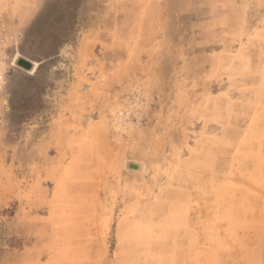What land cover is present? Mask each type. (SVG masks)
<instances>
[{"label": "rangeland", "instance_id": "rangeland-1", "mask_svg": "<svg viewBox=\"0 0 264 264\" xmlns=\"http://www.w3.org/2000/svg\"><path fill=\"white\" fill-rule=\"evenodd\" d=\"M0 37V264L197 261L257 203L264 0H0Z\"/></svg>", "mask_w": 264, "mask_h": 264}, {"label": "crops", "instance_id": "crops-1", "mask_svg": "<svg viewBox=\"0 0 264 264\" xmlns=\"http://www.w3.org/2000/svg\"><path fill=\"white\" fill-rule=\"evenodd\" d=\"M253 137L256 139H254L252 145L256 148V151L262 154L261 158H263L264 130L258 128V132ZM251 169H257L258 171H252L250 179L252 182L258 180L260 184L256 195L257 203L254 204V207L248 208L243 212L241 209L239 210L237 204H232V206L222 204V201L225 203L226 199H222L221 197L225 196H217L219 201V216L212 219L211 225L203 228L205 236L202 243L201 258L197 257L199 260L195 261V249H188L187 251L191 252L187 253L186 256L180 252L177 254L174 264H239L240 261L235 260V253H238L237 256L241 255L244 250L243 248H247L246 244L248 242L252 243L255 240L258 243V234L264 232V204H261L262 206L258 205V197L264 196V160L260 161V158H258L256 162H252ZM230 201L233 203L235 200ZM227 207L233 209L230 208L228 210ZM230 212H232L229 217L230 221L226 222L225 220ZM176 224L177 228L175 231L178 233L188 234L192 231V228L189 229L190 223L187 226V223L185 224V221H182V219L178 220Z\"/></svg>", "mask_w": 264, "mask_h": 264}, {"label": "water", "instance_id": "water-1", "mask_svg": "<svg viewBox=\"0 0 264 264\" xmlns=\"http://www.w3.org/2000/svg\"><path fill=\"white\" fill-rule=\"evenodd\" d=\"M16 64L19 65L20 67L24 68L27 71H31L34 68L33 62H29V61L22 59V58H18L16 60ZM128 167L132 168V169H138L139 168V166L136 164H129Z\"/></svg>", "mask_w": 264, "mask_h": 264}, {"label": "built area", "instance_id": "built-area-1", "mask_svg": "<svg viewBox=\"0 0 264 264\" xmlns=\"http://www.w3.org/2000/svg\"><path fill=\"white\" fill-rule=\"evenodd\" d=\"M2 37H0V92H1V89L3 88L4 86V83H5V77H6V70H5V67H4V58L2 56Z\"/></svg>", "mask_w": 264, "mask_h": 264}]
</instances>
